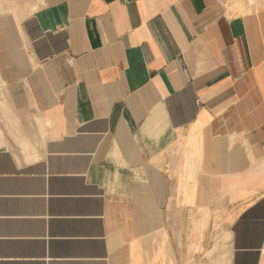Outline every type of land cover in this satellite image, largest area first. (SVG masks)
<instances>
[{
  "label": "crops",
  "instance_id": "crops-1",
  "mask_svg": "<svg viewBox=\"0 0 264 264\" xmlns=\"http://www.w3.org/2000/svg\"><path fill=\"white\" fill-rule=\"evenodd\" d=\"M4 1L0 264H264V10Z\"/></svg>",
  "mask_w": 264,
  "mask_h": 264
},
{
  "label": "rangeland",
  "instance_id": "rangeland-1",
  "mask_svg": "<svg viewBox=\"0 0 264 264\" xmlns=\"http://www.w3.org/2000/svg\"><path fill=\"white\" fill-rule=\"evenodd\" d=\"M31 1L28 2L32 3ZM4 3V0H0V6ZM222 4L230 15L259 13L264 10V0H222Z\"/></svg>",
  "mask_w": 264,
  "mask_h": 264
}]
</instances>
